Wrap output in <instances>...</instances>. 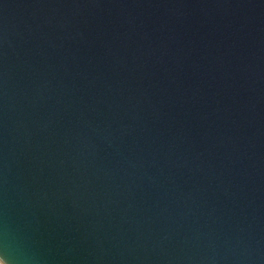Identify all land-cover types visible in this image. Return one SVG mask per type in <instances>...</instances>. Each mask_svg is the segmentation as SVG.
Wrapping results in <instances>:
<instances>
[{
  "label": "water",
  "instance_id": "water-1",
  "mask_svg": "<svg viewBox=\"0 0 264 264\" xmlns=\"http://www.w3.org/2000/svg\"><path fill=\"white\" fill-rule=\"evenodd\" d=\"M1 264H264V0H0Z\"/></svg>",
  "mask_w": 264,
  "mask_h": 264
},
{
  "label": "built area",
  "instance_id": "built-area-1",
  "mask_svg": "<svg viewBox=\"0 0 264 264\" xmlns=\"http://www.w3.org/2000/svg\"><path fill=\"white\" fill-rule=\"evenodd\" d=\"M1 264V263H0Z\"/></svg>",
  "mask_w": 264,
  "mask_h": 264
}]
</instances>
